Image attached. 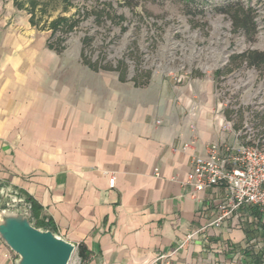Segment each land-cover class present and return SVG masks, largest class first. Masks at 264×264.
<instances>
[{
  "label": "crops",
  "instance_id": "0c3cea01",
  "mask_svg": "<svg viewBox=\"0 0 264 264\" xmlns=\"http://www.w3.org/2000/svg\"><path fill=\"white\" fill-rule=\"evenodd\" d=\"M49 35L0 0V180L84 264H264V216L186 183L194 156L234 139L211 80L98 75Z\"/></svg>",
  "mask_w": 264,
  "mask_h": 264
},
{
  "label": "rangeland",
  "instance_id": "374dc122",
  "mask_svg": "<svg viewBox=\"0 0 264 264\" xmlns=\"http://www.w3.org/2000/svg\"><path fill=\"white\" fill-rule=\"evenodd\" d=\"M230 3L254 10L252 39L234 30L229 15L218 10ZM58 7L52 17L74 14L79 21L66 37L67 62H99L113 69H100L98 75L122 72L140 83L153 75L208 78L232 128L264 134V70L237 57L249 49L264 51L261 0H71L67 11ZM6 248L15 264L17 255ZM78 262L75 250L69 264Z\"/></svg>",
  "mask_w": 264,
  "mask_h": 264
},
{
  "label": "built area",
  "instance_id": "2783aa9c",
  "mask_svg": "<svg viewBox=\"0 0 264 264\" xmlns=\"http://www.w3.org/2000/svg\"><path fill=\"white\" fill-rule=\"evenodd\" d=\"M223 127L231 130L233 141L210 142L194 156L186 183L197 191L221 187L232 208L250 205L264 216V134L234 130L226 120Z\"/></svg>",
  "mask_w": 264,
  "mask_h": 264
},
{
  "label": "trees",
  "instance_id": "16d2710c",
  "mask_svg": "<svg viewBox=\"0 0 264 264\" xmlns=\"http://www.w3.org/2000/svg\"><path fill=\"white\" fill-rule=\"evenodd\" d=\"M261 1L264 3V0ZM70 4L71 0H13L15 8L27 13L31 26L39 30L49 31L50 35L47 46L57 53H61L66 49V37L71 31L78 27L79 21L78 17L76 18L74 14L71 16L58 14L52 17V13L59 9L58 6H60L62 12L67 11V6ZM218 10L229 15L234 30H241L249 40L253 38L256 23L254 20V10L251 7L243 6L239 3H230ZM76 14L79 16L78 11ZM85 45H87V43H85ZM233 57L235 58L236 56ZM237 57L240 59V63H245L247 66L253 67L259 71L264 70V51L249 49L238 54ZM83 62L94 70L113 69L111 66H102L99 62L91 63L86 59H83ZM119 74L120 76H124L122 72ZM147 78L148 77H146V80ZM132 80L135 81V83H139L135 77ZM31 218L34 220V225L36 227L49 228L56 231L48 220L39 218L38 210L32 202ZM77 255L80 258V264H84L88 256V250L84 244L80 243L77 245Z\"/></svg>",
  "mask_w": 264,
  "mask_h": 264
},
{
  "label": "water",
  "instance_id": "95a60500",
  "mask_svg": "<svg viewBox=\"0 0 264 264\" xmlns=\"http://www.w3.org/2000/svg\"><path fill=\"white\" fill-rule=\"evenodd\" d=\"M0 239L17 255L15 264H69L74 243L49 228L36 227L31 202L0 180Z\"/></svg>",
  "mask_w": 264,
  "mask_h": 264
}]
</instances>
